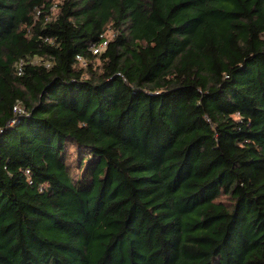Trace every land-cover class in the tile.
<instances>
[{
	"label": "trees",
	"instance_id": "trees-1",
	"mask_svg": "<svg viewBox=\"0 0 264 264\" xmlns=\"http://www.w3.org/2000/svg\"><path fill=\"white\" fill-rule=\"evenodd\" d=\"M51 5L0 0V264H264V0Z\"/></svg>",
	"mask_w": 264,
	"mask_h": 264
},
{
	"label": "built area",
	"instance_id": "built-area-1",
	"mask_svg": "<svg viewBox=\"0 0 264 264\" xmlns=\"http://www.w3.org/2000/svg\"><path fill=\"white\" fill-rule=\"evenodd\" d=\"M51 3H52L51 8H55V7L58 6V2H56V1L51 0ZM39 13H40V10L38 9L37 10V14H39ZM107 45H108V37H105L104 39H102V41L100 43H98V44H91L90 49L94 53H100V52H102L106 48ZM77 58L81 61L82 64H85L86 63L85 59H83L80 55H78ZM18 73L19 74L22 73V67L21 66H19ZM14 110L16 112H23V111H25L24 108L21 106L20 103L15 104Z\"/></svg>",
	"mask_w": 264,
	"mask_h": 264
},
{
	"label": "rangeland",
	"instance_id": "rangeland-1",
	"mask_svg": "<svg viewBox=\"0 0 264 264\" xmlns=\"http://www.w3.org/2000/svg\"><path fill=\"white\" fill-rule=\"evenodd\" d=\"M53 1L58 2V5H59L60 3H62L63 0H53ZM57 9H58V6L55 7V8H51V10L53 11V13H55L57 11ZM106 34H107L108 38L111 39V37H113V35H114V32H113L112 28L109 27L108 30L106 31ZM97 61L99 62V60H97Z\"/></svg>",
	"mask_w": 264,
	"mask_h": 264
}]
</instances>
